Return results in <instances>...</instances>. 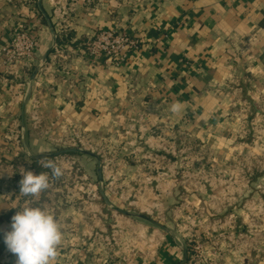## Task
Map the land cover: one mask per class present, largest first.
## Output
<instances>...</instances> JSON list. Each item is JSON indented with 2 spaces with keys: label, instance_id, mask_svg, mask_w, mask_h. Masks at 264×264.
<instances>
[{
  "label": "crops",
  "instance_id": "obj_1",
  "mask_svg": "<svg viewBox=\"0 0 264 264\" xmlns=\"http://www.w3.org/2000/svg\"><path fill=\"white\" fill-rule=\"evenodd\" d=\"M110 2L119 6L112 8ZM42 7L49 17L68 9L66 33L56 31L60 48L78 49L98 29L139 37L142 48L121 67L93 63L85 55L57 61L50 56L32 83L31 92L40 100L35 110L18 77L5 74L1 51L18 29L33 31L39 40L35 66L52 46V34L42 22L38 0H0V264H16L4 234L31 199L20 195L21 172L38 174L20 139L23 119L25 143L35 157L50 155V147L62 142L56 133L76 130L94 145L111 149L112 158L126 161L136 158L126 146L132 124H148L163 136L165 146V134L180 128L183 115L194 118L189 128L199 138L210 136L226 152L232 140L224 136L235 127L229 118L236 107L234 96L255 104L252 90L264 88V0H43ZM233 86L239 89L230 92ZM20 90L21 97H16ZM175 102L181 104L178 113L170 110ZM14 131L19 143L11 137ZM58 191L63 190L49 187L36 202L54 214L63 231L54 264H111V259L130 264L133 250L138 264H179L178 247L171 244L130 248L116 242L107 251L92 248L84 209L62 202ZM173 194L171 188L166 197ZM167 207L162 200L161 209ZM254 261L234 264H264L260 256Z\"/></svg>",
  "mask_w": 264,
  "mask_h": 264
},
{
  "label": "rangeland",
  "instance_id": "obj_2",
  "mask_svg": "<svg viewBox=\"0 0 264 264\" xmlns=\"http://www.w3.org/2000/svg\"><path fill=\"white\" fill-rule=\"evenodd\" d=\"M118 6L111 3L112 8ZM67 10L62 7L49 17L59 34L67 31ZM56 12L59 13L58 16ZM99 30L106 29H98L96 33ZM22 32L36 41L37 55L39 40L33 31L18 29L10 43ZM132 37L142 45L139 37ZM88 42L89 40L78 49H63L57 44L50 56L57 61L85 55L93 62L86 50ZM141 48L142 46L140 51ZM1 52L4 66L5 57ZM41 59L30 72L18 78L26 96L32 97L35 110L38 109L40 100L31 92L33 86L28 91L27 83ZM100 64L106 65L104 61ZM5 74L13 76L7 69ZM232 88L228 90L234 92L239 89L235 86ZM40 89L41 84H37L36 92L40 93ZM252 92L255 93L251 95L255 104L241 95L234 96L236 107L229 118L230 123L235 122V127L224 136L232 140V146L226 152L212 143L210 136L199 138L193 128H189L194 118L183 115L180 128L169 129L165 134L168 136L165 146L160 143L163 136L156 130L149 129L148 124H143L141 128L132 124L125 134L132 140L127 141L126 146L131 147L128 153L132 151L130 155L133 154L136 158L126 161L123 158H112L111 149L94 145L80 131L56 133V137H63L62 142L50 147L48 154L52 156L39 159L38 168L49 173L50 187L64 191H58L56 197L62 202L77 205L78 209H84L85 222L90 228L87 241L93 243L94 249L107 251L116 242L126 243L130 248H138L143 244L149 248H159L171 244L178 247L179 257L175 260L176 263L184 260L182 247L186 249L188 257L185 264L248 263L258 256L264 258V88ZM21 95V90L15 93L16 97ZM34 118L39 121L36 113ZM141 119L148 122L147 117ZM17 136L15 131L11 134L12 138L16 137L13 140L19 143ZM20 139L22 140V134ZM73 148L93 152L101 158L102 171L105 173L102 185L98 178L96 159L60 153ZM49 159L62 167L64 174L61 178H52L51 170L41 166V162ZM102 186L114 206L130 213L148 216L169 228L171 234L167 235L163 229L149 221L111 210L101 196ZM171 188L175 190V194L166 197ZM162 200L167 201V210L161 209ZM198 245L201 249L196 253L194 247ZM132 254L134 256L130 264H138L137 252L133 250ZM147 256L150 258L151 252ZM124 263L111 259V264Z\"/></svg>",
  "mask_w": 264,
  "mask_h": 264
},
{
  "label": "clouds",
  "instance_id": "obj_3",
  "mask_svg": "<svg viewBox=\"0 0 264 264\" xmlns=\"http://www.w3.org/2000/svg\"><path fill=\"white\" fill-rule=\"evenodd\" d=\"M170 110L180 112V102L173 103ZM41 166L50 169L54 179L64 174L62 167L51 159L41 162ZM21 174L20 195L31 199L12 217L11 230L5 232L4 242L15 254L16 264H54L64 239L63 231L54 214L36 203L50 187L49 173L25 170Z\"/></svg>",
  "mask_w": 264,
  "mask_h": 264
},
{
  "label": "built area",
  "instance_id": "obj_4",
  "mask_svg": "<svg viewBox=\"0 0 264 264\" xmlns=\"http://www.w3.org/2000/svg\"><path fill=\"white\" fill-rule=\"evenodd\" d=\"M111 7V2L109 3ZM59 13L56 12V16ZM36 41L28 34L18 33L12 42L2 49L7 72L22 78L34 66L36 57ZM140 41L114 29L99 30L86 44V50L93 63H104L111 67L120 66L130 57H136L140 52ZM198 244V242H197ZM201 246L194 247L196 253Z\"/></svg>",
  "mask_w": 264,
  "mask_h": 264
},
{
  "label": "water",
  "instance_id": "obj_5",
  "mask_svg": "<svg viewBox=\"0 0 264 264\" xmlns=\"http://www.w3.org/2000/svg\"><path fill=\"white\" fill-rule=\"evenodd\" d=\"M42 2H43V0H38V7H39V10L41 11V13L43 14V16H44V18H45V20L47 22V25H48V27L50 29V32L52 34V46L50 47V49L48 50V52L43 56V58L41 59L40 63L38 64V66H36V68L34 69L31 77L29 78L28 83H27L28 84V91L30 90V88L32 86V83L35 80V78H36L37 74L39 73V71L45 66V64H46V62H47L50 54L57 47V39H58V36H57L56 30L54 29L53 24H52L49 16H47V14L43 10ZM21 130H22V143L24 145V149H25L26 154L30 158H32L34 160H39V159L48 158V157H51L52 156V155H41V156H36V157L35 156H32V154L30 153V150H29L27 144L25 143V136H24L25 124H24V119L22 121ZM60 153L61 154L75 153V154H81V155L89 156L91 158L96 159L97 160V172H98L99 182H100L101 185L103 184L104 178H103V171H102V161H101V158L98 155L94 154L93 152H90V151L81 149V148L67 149V150L61 151ZM100 193H101V196H102L105 204L111 210H113L115 212H118L120 214H123L125 216H128V217L140 218V219L149 221L152 224H154L155 226H157V227L165 230L167 233L171 234V230H169L167 227L163 226L162 224H160V223L152 220L148 216H145V215H142V214H138V213H130L128 211L122 210V209L114 206L110 202V200L107 198V195H106V192H105V189H104L103 186H102V188L100 190ZM182 251L184 253V260H182V262H180L179 264H185L187 262V257H188L187 256V251H186V249L184 247H182Z\"/></svg>",
  "mask_w": 264,
  "mask_h": 264
},
{
  "label": "trees",
  "instance_id": "obj_6",
  "mask_svg": "<svg viewBox=\"0 0 264 264\" xmlns=\"http://www.w3.org/2000/svg\"><path fill=\"white\" fill-rule=\"evenodd\" d=\"M42 22L46 25L45 19H42ZM60 43H61L60 38H58L57 39V44L60 45ZM71 155H81V154L72 153ZM31 161H32V169L35 170L36 173L40 174L42 171L40 170V168H38L39 160H33V159H31Z\"/></svg>",
  "mask_w": 264,
  "mask_h": 264
}]
</instances>
